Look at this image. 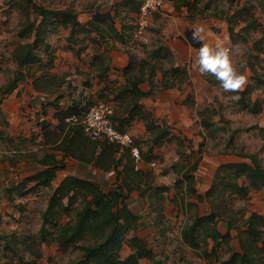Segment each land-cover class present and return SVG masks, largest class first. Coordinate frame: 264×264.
Masks as SVG:
<instances>
[{"label": "trees", "instance_id": "16d2710c", "mask_svg": "<svg viewBox=\"0 0 264 264\" xmlns=\"http://www.w3.org/2000/svg\"><path fill=\"white\" fill-rule=\"evenodd\" d=\"M226 1L230 6H234L236 2L234 12L231 13L233 7H230L226 13L224 11L215 13L214 17H220L227 24L232 45L247 44L251 41L253 33L261 34L253 46L255 55L247 63L252 74L250 83L244 90H237L234 93L239 98L237 102L241 105L240 111L258 114L262 111V105L259 101H253L252 96L258 89L264 87V67L261 66L264 64V0H256V5L252 3L253 0H247L243 5H240L241 0ZM11 2L18 8L23 19L16 32V38L22 43L13 51L12 60L17 70L13 78L1 89L0 107L4 99L9 97L20 83L28 79H34L33 86L37 92L51 95L58 93L67 82V74L58 77L45 71L46 68L53 67V50L49 42L52 33L60 29L70 30L69 40L74 45L78 44L77 37L80 35L84 36L82 44H85L86 40L95 42L91 37L92 33L125 44L128 37L126 30H135L133 26H124L119 32L107 21L82 25L78 21V12L73 7L52 9L38 4L35 0H11ZM184 5L193 8L197 6V2L193 5L190 3ZM139 8V0H125L118 5L116 12L123 9L127 14H135L139 12ZM257 8L261 10L262 22L255 17ZM176 9L180 10V7ZM101 26L107 27L108 36L102 33ZM85 48L81 47L75 51L78 58ZM160 51H163L168 58L173 56L166 47H159L153 55H159ZM94 63L98 78L103 80L108 71L107 59L99 55L94 58ZM35 66L38 67L36 70ZM157 70L158 68L151 65L150 61L134 63L130 57V63L124 71L126 84L113 98L117 105L112 120L118 124L117 128L120 131L125 132L126 127L135 118L144 122L149 135V149L147 153L141 150V155L146 163L155 158L153 157L155 148L172 139L167 125L158 124L153 115L143 110L140 104L143 98L155 95L154 79ZM37 72H42L41 76L38 77ZM189 80L187 68L175 66L164 71L160 88L161 90L179 88ZM208 81L213 82L211 77ZM146 82L151 88L149 93H144L140 89V86ZM102 98L104 97L99 95L98 99ZM188 101L193 107L194 101L189 99ZM88 109L75 106L68 113L60 114L58 118L62 127H65V118L74 114L81 115ZM215 114L216 111L209 108L199 113L203 129L202 148L208 137H213L219 130L213 121ZM125 115L128 117L123 120L122 117ZM43 125V130H48V123ZM255 128L257 127L247 131ZM240 132L241 130L231 132L226 148L229 150L232 148L229 154H235L249 162L220 165L204 195L198 194L195 187L197 181L195 174L201 158L192 163L191 156L186 155L175 169L177 177L174 185V200L177 203L178 196L182 195L181 203L184 208L190 211L195 208L194 215L181 231V242L195 251L206 264H264V216L254 212L247 215V211L236 210L233 205L234 201L249 199L254 191L264 192V167L258 155L238 153L234 149L235 136ZM69 133L73 134V137L67 135L61 141H56L55 136L45 133L44 145H49L52 141L53 153H44L36 160L44 170L35 177L12 184L6 195L16 193L21 197L22 191L31 183L37 184L30 191L52 190L57 172L65 167L64 162L57 159L56 152L63 153L64 158H71L104 172L114 170L117 175L115 187L108 192L90 180L71 177L65 179L61 186L52 192L47 208L42 213L40 230L42 242L53 241L64 254L69 251H79L78 260L73 264H140L142 259L153 260V254L144 241L136 236L128 240V236L138 230L140 220L130 209L128 199L132 192H138L140 198L149 205L151 212L159 220L163 216L166 194L170 189L155 187L153 173L136 169L128 150L122 151L119 146L105 141H92L84 135L80 126H76ZM0 139H11V137L6 136L5 129H0ZM176 140L181 143L180 139L176 138ZM204 203L210 204L212 211L209 215L201 216L200 204ZM1 218L0 215V226ZM68 218L69 221L64 223ZM220 223L226 227L228 231L226 234L221 233ZM48 225L51 229H47ZM231 231L238 232L240 248L238 252L232 249ZM47 237L50 240H47ZM1 241H4L7 247L12 249L16 247L3 235H0ZM125 244L129 245L133 253L123 259L121 252ZM223 245L226 249H223ZM222 252H227V258H221Z\"/></svg>", "mask_w": 264, "mask_h": 264}, {"label": "rangeland", "instance_id": "374dc122", "mask_svg": "<svg viewBox=\"0 0 264 264\" xmlns=\"http://www.w3.org/2000/svg\"><path fill=\"white\" fill-rule=\"evenodd\" d=\"M35 1L47 8L64 9L73 7L80 14H92L102 0ZM246 1L241 0L240 5H243ZM196 2L197 6L193 8L184 5V3L193 5ZM252 3L256 5L257 1L253 0ZM172 6L183 7L179 11L177 9L172 10V8H175ZM206 7L209 9H206ZM230 7H233L231 10V13H233L236 8V2L234 6H230L226 0H166L160 13L154 15L153 20L147 28V40L138 37L135 32L136 30H126L128 37L125 44H120L119 42L121 46L114 47L109 44L104 45L106 50L103 55L106 59L110 57L112 50L122 51L128 53L134 63L147 60L150 61L151 65H155L158 68L157 76L154 79L155 95L146 98L144 106L145 109L153 113L154 119L158 123L161 121L167 125L173 138L154 149L153 157L155 158L150 163L155 162L157 164L156 169L148 166V163L144 167V171L155 173V178H158L157 181L159 183L156 182L155 184L158 186L168 185L170 191L173 189L175 192L174 185L177 176L174 168L180 164L181 159L186 155L191 156L192 163L201 158L198 171L195 174L197 178L196 187L201 195H204L209 189L214 180L216 170L220 165L249 162L235 154H229L232 148L229 150L226 148V145L233 130H241L235 136V151L247 155H258L264 167V150H262L264 148V87L258 89L252 96L253 101L260 102L262 111L258 114L240 111L241 105L237 102L239 98L234 99L233 97L237 96L233 92H225L214 75H201L193 67L196 50L198 49H194L190 45L185 35L187 31L193 30L194 27L203 26L205 29V33L203 34L204 42L215 44L217 40H222L226 46L234 49L231 53L233 65L239 71L245 72L247 76L246 84L242 89H239L244 90L250 83L252 76L247 63L255 55L253 46L255 41L261 37V34L259 32L253 33L251 41L247 44L232 45L227 24L220 17H214L215 13L219 14L222 11L226 13ZM255 11V17L262 22L260 8H257ZM118 19L121 20V18ZM123 20L128 24L127 27L133 26L135 28L137 19H130L125 16ZM22 21L23 19L18 8L14 7L11 0H0V94L2 87L13 78L17 70L12 60V54L14 49L22 43L16 38V32ZM66 37V32L61 29L57 33L50 35L53 45H62L67 40ZM77 46L80 48L82 45ZM159 47H166L169 50L170 47H174L175 51H172L173 56L168 58L163 51H160L159 55L154 56L153 53ZM186 56H188L187 61L184 59ZM152 57L154 58L153 60ZM87 62H90L89 58ZM177 64L181 68L186 66L190 76L189 82L184 83L179 88L161 90L160 83L163 79L164 71L175 67ZM241 64H243V67H241ZM261 66L264 67V64ZM37 68L35 66V70ZM50 70L52 68L45 69V71ZM209 77L212 78L213 82L208 81ZM116 81L118 83L119 80ZM27 84H29L28 81L22 82L19 85H24L23 89H26ZM141 86L143 88L146 87L145 84ZM111 99L105 98L99 101H109ZM188 99L194 101L193 107L189 105V101L187 102ZM207 108L216 111L213 121L219 130L213 137H208L202 148L203 139L201 133L203 129L199 113ZM22 110L24 111L25 108ZM12 125L16 127L17 124L15 122H8L0 112V129H5L6 136L8 138L11 137V139H0V160L6 159V157L11 159L12 162H14L12 158L19 160L20 154L17 153L18 149H28L27 151H31V153L38 154L39 156L47 152L45 147L40 148L39 143L34 140V136L26 138L8 135V129ZM253 127L257 128L247 131ZM134 137L140 149L144 153H147L149 149V136L142 132L137 133V136L135 135ZM176 138L180 139L181 143ZM34 149H37V151L33 152ZM26 156V154L20 155L22 159H25ZM18 163L19 165L23 164L22 161ZM11 179L14 180L16 178L13 176ZM114 179V176L108 179L109 181L104 187L106 190L115 187ZM57 183L55 182V184ZM7 186L4 181L0 182V214L3 218V221L1 220L0 234L6 235L8 241L13 240L12 242L17 250L16 252L10 251L5 242L1 241L0 264H73L76 262L80 254L79 251H69L64 254L58 250V245L53 241L40 242L38 239L39 230L42 225V213L47 208L52 190L40 189L37 192L31 193V195L28 193L25 197H19L16 193L6 196L5 191H7ZM167 194V198L170 199L171 193L168 192ZM178 197L177 203L176 200H172V202L169 200L168 205H176L178 208L174 209L172 214L167 211L168 217L177 219L178 223H184L187 219L190 221L191 216L194 215L195 208L192 211L186 210L181 203L182 195ZM128 202L131 206L135 207L133 208L134 210L137 209L138 213L146 210L143 205L146 206L147 204L140 198L138 192H132ZM200 205H203V212L210 213L212 211L210 204L205 203ZM233 205L236 210L247 211V215L254 212L264 216V192L254 191L250 194L249 199L234 201ZM238 217L240 218V216ZM171 223L173 222L170 221V226L161 227L167 229V245L164 246V249L172 257L182 255L185 259L193 261V263L196 261L197 264H203L202 261H199L195 251L188 249L182 244L179 236L182 226L178 228L173 225L171 226ZM219 226L224 233L223 225L219 224ZM47 229H51L49 225ZM231 232L233 237L231 243L232 249L233 251H239L238 232ZM223 249H226L225 245H223ZM36 254H40V257L36 256ZM227 255V252H222L221 258H227Z\"/></svg>", "mask_w": 264, "mask_h": 264}, {"label": "crops", "instance_id": "0c3cea01", "mask_svg": "<svg viewBox=\"0 0 264 264\" xmlns=\"http://www.w3.org/2000/svg\"><path fill=\"white\" fill-rule=\"evenodd\" d=\"M124 1L125 0H102L101 2H99V5L96 7V9H94L92 14L78 13V21L82 25H88L92 22H97V21H107L109 24L114 25L117 31L121 32L122 27L128 26L126 21L123 20L124 17L126 16L127 18L129 17L130 19H133V18L136 19L138 15V13L127 14L123 9H120L118 12H116L118 5H120ZM139 4H140V0H139ZM172 7H175V8H172ZM172 7H171L172 10L173 9L176 10V7H179V6H172ZM118 18H121V20H119ZM100 28L103 31L102 33L105 36H108L107 27L101 26ZM64 31L66 32L67 40L64 41L62 45L61 44L53 45V43L51 42V38H49V41H50V44L52 45V50H53V67H52V70L49 71V73L53 76H58V77H62L66 74L68 75L67 82L63 85L60 91L53 95L37 92L33 86L34 79L33 80L28 79L26 81H28L29 84L26 85L27 86L26 89H23L24 85H19L18 88L8 98L4 99L0 107V112L2 113V116L5 117L8 122L9 121L11 123L15 122V124H17L16 127L12 125V127L8 129V132H7L8 135L11 134L12 136L15 135L16 137H26V138L34 136V140L39 143L38 145H40V148L45 147L48 153H53L52 151L53 142L51 141L49 145H44V142H45L44 134L45 133H49L52 136H55L56 141L58 140L61 141L67 135H70V138L73 137V134H70L69 132L75 129V127H70L69 125L66 124L67 118H65L64 120L65 127H62L59 121V118H58L60 114L68 113L70 109L75 106H79L80 109H84V108L88 109L89 106L90 107L92 106V103L94 105L96 102H99L100 100L98 99L99 95H102L104 97L102 99L112 98L111 100L105 101V102L114 106V108L116 107L117 103L113 101V98H114V95L118 93L119 89L121 87H124V85L126 84V81H125L126 77H125L124 71L130 63V56L128 55V53L112 50V52L110 53V57H108L107 59L108 71L106 73V78H103L102 80L98 78L97 76V72H96L97 69L95 67L94 58L96 56L103 55V53L106 50L104 45L109 44V45H112V47H114V46L120 45L121 43L119 44L118 41L110 39L108 37L101 38V35H98L97 33H92L91 37L92 39L95 40V42L91 40H86L85 42L86 44H81V41L84 39V36L80 35L77 37L78 38L77 45H82L81 47H86V48L80 54V57L78 58L76 56L75 51H77L81 47L78 48L77 45H74L69 40L70 30H64ZM187 32L185 35H186L187 41L189 42L187 38ZM147 35H148V32L146 33V36ZM170 50L171 52L175 51L174 47H170ZM88 58L90 62L86 63ZM184 59L187 61L188 56H186ZM176 67H181V66L177 64ZM183 67H186V66H183ZM41 74L42 72L36 73L38 77L41 76ZM118 77L119 79H117ZM121 79L123 80L121 81ZM116 80H119L118 83ZM26 81H24V83ZM144 84L146 85V87L143 88L142 86H140L141 91L144 93H149L151 90L149 83L146 82ZM146 98H149V97H146ZM146 98H143L140 104L142 105L143 110L151 113L150 111L145 109L144 102L146 101L145 100ZM23 108H25L24 111L22 110ZM151 114L153 115V113ZM127 117L128 116L125 115L122 117V119L123 120L127 119ZM43 123H48L49 125L48 130H45V131L43 130L44 128ZM115 124L117 127L118 124L117 123ZM158 124L162 125L164 123L160 121V123ZM125 132H128L132 135L135 134L136 136H137V133H142V132L148 135L144 122L139 118H135L133 121H131L130 124L126 127ZM55 137H53V139ZM171 138H173L172 134H171ZM27 150L28 149H25V150L18 149L17 150L18 154L27 155L25 159H22V157H20L19 155L18 157L19 160L12 158L14 162H12L11 159L7 157L6 159L0 160V182L4 181L8 185L6 190H8L12 184H18L20 182L25 181L26 179L30 177H35L44 170V167L40 166L39 163L36 162V160L40 159L44 154L39 156L38 154H35V153L33 154L31 153V151H27ZM35 151H37V149H34L33 152ZM55 154L59 161L62 160L64 162L65 167L57 172V178L52 183L53 188H52L51 193L57 190L61 186V184L64 182V180L69 177L77 178L81 180H90L93 183L99 185L100 188H102L104 191L108 192L113 188L106 190L104 188L105 184L109 181L108 180L109 178H112L114 176L115 178L114 186H115L117 175L114 170H111L109 172H104L102 170L96 169L93 166L84 165L71 158H64L63 153L56 152ZM19 161L20 162L22 161L23 164L19 165L18 163ZM151 163L149 162L148 166L151 167ZM146 164L148 163H146L142 157V164H140L138 168L136 167V169L144 171V167L146 166ZM175 169L176 168H174V172H175ZM153 175H154L155 183L156 182L158 183L157 181L158 178L157 177L155 178V173H153ZM13 176H15L16 179L14 180L11 179V177ZM55 182H58V183L55 184ZM36 184L37 183H31L26 188V190L22 191L23 193L22 197H25L28 193L31 195V193L39 191L40 189H37L34 192L30 191L32 190V188L36 186ZM196 184H197V181H196ZM196 184H195V187H196ZM155 187H168V185L158 186L155 184ZM169 192L171 193L170 199L167 198L163 216L159 220H158V217H156V215L151 212L149 205H146V206L143 205L146 208V210L144 212L138 213L137 209L134 210L133 208L135 207L129 204L130 209L140 218V220H139L138 230L130 234L128 236V240H130L134 236L138 237L139 239H141L147 244L148 249L152 252L153 257H154L153 260L142 259L140 260V264H197L196 261H194L193 263V261H189L188 259H185L184 256L182 255H176L177 258L172 257V255H170V253H168V251L164 249V246L167 245L166 243V238H167L166 230L167 229H163L161 227L170 226L169 224L171 221L173 222L171 223V226L173 225L178 228L182 226L181 227V231H182L184 225L188 221L187 219V221H184V223L183 222L178 223L177 219H173L172 217H170L171 218L170 219L168 217L167 211L172 214L173 210L178 208L176 207V205H168L169 200H171L172 202V200L174 201L175 199V192L173 191V189H171V191L169 190ZM198 194L200 193L198 192ZM166 195L168 196V194ZM202 206L203 205H200V215L201 216L209 215L210 214L209 212H203ZM204 206H207V205H204ZM1 220L3 221V218H1ZM2 221H1V225H2ZM68 221H69V218L66 219L64 223H67ZM221 224L222 223H220V225ZM223 227L225 230L224 233L222 232L221 227L219 229L222 234H226L228 231L224 225ZM40 230H39L38 239L40 240V242H42ZM181 231H180L179 236H180V240L182 241ZM230 233L232 234V232ZM0 235H3L6 237V235L4 234H0ZM47 240H50V239H48L47 237ZM12 241L10 242L13 243ZM211 246H212V243L210 242V247ZM7 248L10 251H14V252H16L17 250L16 247H14L13 249L12 247H7ZM234 252H238V251H234ZM132 253L133 251L131 250L129 245L125 244L121 252L122 258L126 259ZM36 256L40 257V254H36ZM198 259L199 261H202L203 264H206V262H204L199 257Z\"/></svg>", "mask_w": 264, "mask_h": 264}, {"label": "built area", "instance_id": "2783aa9c", "mask_svg": "<svg viewBox=\"0 0 264 264\" xmlns=\"http://www.w3.org/2000/svg\"><path fill=\"white\" fill-rule=\"evenodd\" d=\"M165 1L140 0L135 24V32L138 37L147 40V28L154 15L163 8ZM114 114V106L105 101H99L92 105L87 112H83L81 115H71L66 119V123L70 127L80 126L84 135L92 141H105L119 146L122 151L128 150L138 168L142 164L141 149L136 144V139L132 134L122 132L116 127L112 120ZM151 167L156 168L157 164L152 162Z\"/></svg>", "mask_w": 264, "mask_h": 264}, {"label": "clouds", "instance_id": "9594fccd", "mask_svg": "<svg viewBox=\"0 0 264 264\" xmlns=\"http://www.w3.org/2000/svg\"><path fill=\"white\" fill-rule=\"evenodd\" d=\"M204 33L203 26H196L192 30V39L202 42V45L196 50L193 67L201 75H214L225 92L235 93L242 89L247 82V76L245 72L239 71L233 65L231 53L234 49L226 46L222 40H217L215 44L204 42ZM233 98L238 97L234 96Z\"/></svg>", "mask_w": 264, "mask_h": 264}, {"label": "water", "instance_id": "95a60500", "mask_svg": "<svg viewBox=\"0 0 264 264\" xmlns=\"http://www.w3.org/2000/svg\"><path fill=\"white\" fill-rule=\"evenodd\" d=\"M187 38L194 49H199L202 45V42H198L192 39V30L187 32Z\"/></svg>", "mask_w": 264, "mask_h": 264}]
</instances>
